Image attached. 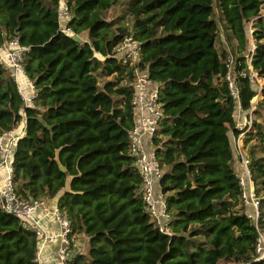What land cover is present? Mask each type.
Segmentation results:
<instances>
[{"label": "trees", "instance_id": "obj_1", "mask_svg": "<svg viewBox=\"0 0 264 264\" xmlns=\"http://www.w3.org/2000/svg\"><path fill=\"white\" fill-rule=\"evenodd\" d=\"M116 3L65 0L70 34L60 29L58 0H0V44L15 37L26 46L21 66L33 88L26 103L0 65V134L23 121L10 156L14 191L58 193L69 241L86 237L68 264H264L253 258L257 230L240 198L228 136L239 130L225 80L230 68L239 107L253 106L242 141L264 230V81L251 103L257 83L244 57L264 77V0H127V19L115 24L119 15L104 12ZM81 30L86 40L75 36ZM125 35L138 42L133 64L112 53ZM135 68L158 87L150 143L169 234L144 210L128 152ZM37 239L0 206V264H38Z\"/></svg>", "mask_w": 264, "mask_h": 264}, {"label": "built area", "instance_id": "obj_2", "mask_svg": "<svg viewBox=\"0 0 264 264\" xmlns=\"http://www.w3.org/2000/svg\"><path fill=\"white\" fill-rule=\"evenodd\" d=\"M57 14L60 21V29L66 33L72 34V30L65 21L68 19L69 14L65 5V0H58ZM75 34V33H74ZM26 46L19 43L15 37L4 40L0 44V65L7 74L15 77L18 71L22 70L21 61L23 51ZM252 50V45L249 47ZM112 53L116 55L123 62L133 64L139 54L138 42L132 39L129 35L123 36L117 43L112 46ZM246 58L247 67L249 69L250 77L255 80L257 85V93L259 92L260 85L263 82L260 76L251 71L249 63V55L244 54ZM225 80L229 89V94L232 97L236 107L242 112V117L236 112L235 126L239 130V135L236 139L240 138L249 129H252L253 115L251 112L252 105L247 109H241L238 104L237 86L235 83V74L230 68L225 73ZM256 93V94H257ZM33 95L31 93L30 97ZM30 97L28 98L30 100ZM131 102L133 105V125L128 130V152L134 156V165L140 175L139 190L141 200L143 202L144 210L149 214L150 220L159 231L169 234L170 228L168 224L169 214L164 207V199L162 195H155L154 184L157 182L161 168L153 155L152 147L145 149L142 140L146 137L150 143V136L152 135L159 117L161 116V109L158 102V87L157 83L148 79L144 69H134V78L132 80V95ZM254 101L251 98V103ZM235 113V112H234ZM234 115V114H233ZM239 116V117H238ZM8 131H3L0 134V169L3 175L0 177V206L4 211L10 212L17 216L20 221L30 229H33L37 237H43V232L38 226L37 222L32 216V212L36 208H44L45 198H24L17 194L11 182V165L10 156L12 153V146L14 143L15 135H9ZM4 136L8 139L2 143ZM151 144V143H150ZM248 159L240 153L235 168L237 183L240 189V198L242 204L248 206V211L244 210L246 215L249 216L257 230L254 242V259H264V230L256 226L257 212V197L253 191V184L248 172ZM53 215L60 226L58 232L59 246L57 248V264H68L67 260V246L69 238L67 233L69 231V224L63 215L53 207Z\"/></svg>", "mask_w": 264, "mask_h": 264}, {"label": "crops", "instance_id": "obj_3", "mask_svg": "<svg viewBox=\"0 0 264 264\" xmlns=\"http://www.w3.org/2000/svg\"><path fill=\"white\" fill-rule=\"evenodd\" d=\"M262 14H264V10H262ZM75 36L79 38L80 40L87 39L86 31L82 33L79 32L75 34ZM251 45H252V41L248 42V46L250 47ZM261 78H262V81H264V77H261ZM14 79L16 81V86H17V89L21 97L26 103H28L29 102L28 98L33 92V88H32L30 80L26 77L23 70L18 71ZM255 95L257 96L256 98L252 99L253 101L262 97L260 93H257ZM237 110L238 109L234 107L232 115L234 114V112H237ZM238 113L240 114V117L243 116L241 111L238 110ZM22 132H23V121L20 120L14 128L8 131V134L15 135V139H16V137L22 134ZM242 136L238 138L237 140H242L241 139ZM7 139L8 137L4 136L2 143H5ZM142 144L145 149H149L151 147V144L148 142L146 137L143 138ZM233 164H234V167L236 168L237 162ZM2 175H3V171L2 169H0V177ZM67 180L68 178L66 179L63 189L67 187ZM154 193L157 196L161 194L158 190V186L156 183L154 184ZM57 196H58V193L51 198H45L46 206L44 208H36L32 212V216L34 220L37 222L38 226L41 228L43 235H44L43 237H38L37 239L36 260L38 264H57L58 263L56 252L59 246L58 232L60 231V226L56 222L54 215H53V207L56 206ZM248 209L249 207L245 206V210L248 211ZM85 245H86V237L83 234H77L75 237L72 238L71 241H69L66 253L68 256H70L77 251H82L85 248Z\"/></svg>", "mask_w": 264, "mask_h": 264}, {"label": "rangeland", "instance_id": "obj_4", "mask_svg": "<svg viewBox=\"0 0 264 264\" xmlns=\"http://www.w3.org/2000/svg\"><path fill=\"white\" fill-rule=\"evenodd\" d=\"M127 0H117V3L111 7H109L106 12H104V17L106 19H114L116 16L119 15V19L117 22H115V24H117L118 22H122V21H126L127 19V12L126 9H124V3L126 2ZM264 10V8H263ZM252 20H249V21H246L244 23V27H245V34L247 36V40L248 42H251L252 41V38H251V35H250V24H251ZM113 24V25H115ZM79 32H85V30H81ZM78 32V33H79ZM87 36V34H86ZM257 95H254L252 97V99L256 98ZM236 112L234 113V118H236ZM237 135H234L232 134L230 131H228V136H229V139H230V144H231V149H232V154H233V163H236L238 162V159H239V154L242 153L244 154L245 156H247V146H248V143H243L242 140H237ZM244 135V134H243ZM242 135H240L241 137ZM242 139V138H241ZM252 141V140H251Z\"/></svg>", "mask_w": 264, "mask_h": 264}, {"label": "water", "instance_id": "obj_5", "mask_svg": "<svg viewBox=\"0 0 264 264\" xmlns=\"http://www.w3.org/2000/svg\"><path fill=\"white\" fill-rule=\"evenodd\" d=\"M57 166H58V168L60 169V170H64L65 168H64V166L61 164V163H57Z\"/></svg>", "mask_w": 264, "mask_h": 264}]
</instances>
